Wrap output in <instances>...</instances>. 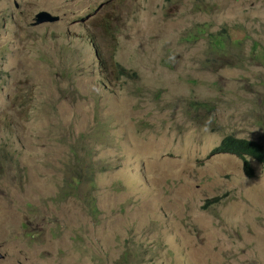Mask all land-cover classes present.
I'll return each mask as SVG.
<instances>
[{
	"label": "rangeland",
	"instance_id": "1",
	"mask_svg": "<svg viewBox=\"0 0 264 264\" xmlns=\"http://www.w3.org/2000/svg\"><path fill=\"white\" fill-rule=\"evenodd\" d=\"M228 132L264 145V0H0V264H264Z\"/></svg>",
	"mask_w": 264,
	"mask_h": 264
},
{
	"label": "trees",
	"instance_id": "2",
	"mask_svg": "<svg viewBox=\"0 0 264 264\" xmlns=\"http://www.w3.org/2000/svg\"><path fill=\"white\" fill-rule=\"evenodd\" d=\"M215 152L227 151L245 156L250 154L253 157L264 160V145L256 139H244L232 136L231 133H227L221 143L214 148ZM80 158L78 157V160ZM245 169L248 173H252L253 169L245 162ZM84 179H90V175L82 176Z\"/></svg>",
	"mask_w": 264,
	"mask_h": 264
},
{
	"label": "clouds",
	"instance_id": "3",
	"mask_svg": "<svg viewBox=\"0 0 264 264\" xmlns=\"http://www.w3.org/2000/svg\"><path fill=\"white\" fill-rule=\"evenodd\" d=\"M41 11H47L48 13H50L51 15H53V16H57V18H55V19H53V20H46V19H42V20H39V13L41 12ZM59 19V15L58 14H56V13H53L51 10H49V9H46V8H41V9H39V10H37L35 13H34V15H33V19H32V21H31V25H33V26H36V25H41V24H47V23H53V22H56L57 20ZM84 31V32H83ZM85 32H87V28H84L83 30H81L79 33H78V35H77V37L79 38V40H80V42L85 38V36H86V34H84ZM71 35L72 34H69L67 37H66V39L64 38L62 41H64L65 42V40H66V44H67V46L68 47H70V44H71V41H72V39L71 38H69V37H71ZM235 41L236 42H238V39H235ZM79 42V43H80ZM76 44H74V46H75ZM73 46V47H74ZM72 47V48H73ZM118 73H119V75H125V76H130V75H128V74H126V72H125V70L123 69V68H119V71H118ZM194 104H196V105H207L208 104V101H205V100H195L194 101ZM228 133H231V132H228ZM225 135H227V133H225ZM231 135L232 136H235V137H238V138H244V139H255V138H248V137H242V136H236V135H234V133H231ZM225 137V136H224ZM223 137V138H224ZM223 138L221 139V141L223 140ZM257 140V139H256ZM221 141L218 143V144H216L212 149H211V151H210V154H215V153H232V154H236V155H239L240 156V154H237V153H234V152H227V151H221V152H215L214 151V148L216 147V146H218L220 143H221ZM260 142V141H259ZM261 143V142H260ZM262 144V143H261ZM68 147H69V144H68ZM69 149H70V147H69ZM73 154V153H72ZM247 156H250V157H253L252 155H250V154H246L245 156H240V157H242V159H243V168H244V171H245V173L247 174V175H252L253 174V171H252V173H248L247 171H246V169H245V162H247L249 165H250V167L253 169V167H252V165L250 164V161H249V159L247 158ZM152 158H154V157H152ZM254 159H256V160H258V161H264V160H259V159H257V158H255V157H253ZM79 161L80 162H82L80 159H79ZM85 175H90V169H89V171L87 170L82 176H85ZM81 179H82V177H81ZM84 179V178H83ZM73 193V192H72ZM214 199H217V197H215Z\"/></svg>",
	"mask_w": 264,
	"mask_h": 264
},
{
	"label": "water",
	"instance_id": "4",
	"mask_svg": "<svg viewBox=\"0 0 264 264\" xmlns=\"http://www.w3.org/2000/svg\"><path fill=\"white\" fill-rule=\"evenodd\" d=\"M55 18H57V16H53L50 13H48L47 11H41L39 13V20H42V19L53 20Z\"/></svg>",
	"mask_w": 264,
	"mask_h": 264
}]
</instances>
